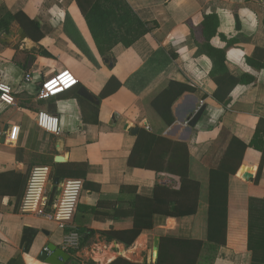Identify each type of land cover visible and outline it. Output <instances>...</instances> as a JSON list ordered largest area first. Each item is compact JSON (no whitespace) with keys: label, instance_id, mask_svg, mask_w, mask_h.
Returning a JSON list of instances; mask_svg holds the SVG:
<instances>
[{"label":"crops","instance_id":"obj_1","mask_svg":"<svg viewBox=\"0 0 264 264\" xmlns=\"http://www.w3.org/2000/svg\"><path fill=\"white\" fill-rule=\"evenodd\" d=\"M126 2L139 19L156 22L157 26L131 45L117 43L102 54L75 0H0V83L11 86L14 98L12 105L0 101V123L6 129L0 141V172L12 170L26 174L28 179L34 166H47L76 174L70 178L82 180L81 169L74 164L86 163L83 180L94 185L82 188L78 203L86 205L114 196L122 185L135 186L138 195L147 197L153 196L157 184L178 187L175 175L127 164L137 135L127 129L137 126L138 130L186 143L188 177L199 181L197 210L183 216L154 214L153 227L143 230L131 245L100 236L102 231L132 227L130 216L93 215L84 228L94 234L71 254L64 249L68 230H61L43 215L19 211L26 179L19 200L0 195V264L18 256L23 264H47L36 259L47 243L66 250L77 264L88 260L108 264L117 257L138 263L146 258L155 263L156 236L202 240L197 264L209 246L215 249L211 264H264V163L254 183L261 157L257 149L247 147L241 161L253 174V181L238 172L227 180L225 244L207 240L209 171L219 165L231 137L249 143L258 121L264 120V69H256L247 61L264 59V0ZM19 12L39 24L42 37L38 41L10 18ZM210 13L216 14L218 27L212 37L206 38L203 20ZM19 29L25 33L24 38ZM209 47L224 52L223 65L231 75H252L254 83H238L225 100H216V84L210 76L215 65ZM64 70L75 76L77 85L55 97L38 99L39 84ZM111 77L121 86L99 98ZM170 81L187 84L194 91L175 100L171 107L174 122L167 126L151 100ZM80 87L99 103L78 95ZM202 104L205 109L197 123L187 126L186 120ZM41 112L56 117V132L37 125ZM57 156L63 161L56 162ZM26 228L37 230L28 253L21 248ZM76 229L73 222L71 231Z\"/></svg>","mask_w":264,"mask_h":264},{"label":"trees","instance_id":"obj_2","mask_svg":"<svg viewBox=\"0 0 264 264\" xmlns=\"http://www.w3.org/2000/svg\"><path fill=\"white\" fill-rule=\"evenodd\" d=\"M89 30L102 54L110 48L121 43L129 46L141 36L157 26L156 22L142 21L137 17L126 0H75ZM24 28L27 36L38 41L42 37L39 24L19 12L11 15ZM203 34L206 38L212 37L218 27L216 14L210 13L204 16ZM208 54L214 60V67L210 72L211 78L216 84L213 97L223 101L228 96L232 87L238 83L253 84L252 75L243 73L240 77L231 75L224 67L225 54L221 50L209 47ZM256 69H264V59L260 61L247 59ZM121 86V83L111 77L102 89L99 98L113 94ZM194 89L177 81H170L168 86L161 90L152 100L151 106L169 126L174 122L172 104L185 92ZM247 147H252L261 152L254 183H257L264 163V120H259L255 132L249 143H245L233 136L230 138L225 152L215 169L209 171V208H208V233L207 240L216 245H224L226 237V203L227 180L230 175L237 172L241 165L243 153ZM127 164L132 167L166 172L175 175L179 179L178 187L157 184L152 197L141 196L132 185H122L119 192L111 197H101L95 205L77 204L73 222L77 227L80 242L75 249L68 251L73 254L85 245V241L93 231L84 228L93 215L130 216L132 227L123 230H108L100 232V236L106 241L119 240L125 245H131L137 236L143 231L153 227L154 214L169 216H183L193 214L197 210L199 196V181L188 177L189 154L184 142H176L162 135H156L146 129L140 128L136 140L131 148ZM62 165V164H54ZM81 169L80 177L84 179L86 163L74 164ZM71 171V170H69ZM76 176L70 172H61L58 169L51 170L50 178L63 180ZM27 175L16 171L0 172V195L12 196L20 199ZM82 179V180H83ZM85 180V179H84ZM83 180V188L94 186ZM103 214H99V212ZM81 228V229H80ZM203 241L199 239H186L172 236H162L159 243L158 258L155 263L132 262L122 257L113 259L108 264H197ZM73 264H77L71 257ZM7 264H23L21 258L15 257ZM87 264H95L88 260Z\"/></svg>","mask_w":264,"mask_h":264},{"label":"built area","instance_id":"obj_3","mask_svg":"<svg viewBox=\"0 0 264 264\" xmlns=\"http://www.w3.org/2000/svg\"><path fill=\"white\" fill-rule=\"evenodd\" d=\"M26 79L29 80L30 75L27 74ZM76 85L77 79L69 70L59 71L39 84L36 97L41 100L55 97ZM58 91L60 92L57 93ZM0 101L6 105L14 103L11 86L2 82L0 83ZM36 123L47 132L57 131V119L49 113H39ZM5 134L6 129L0 123V141L4 139ZM50 174L51 169L47 166H34L31 169L20 200L19 211L26 214L43 215L54 220L61 230H68L64 239V249H75L78 246L79 236L71 229L83 181L78 178L64 179L57 186V193L47 210Z\"/></svg>","mask_w":264,"mask_h":264},{"label":"water","instance_id":"obj_4","mask_svg":"<svg viewBox=\"0 0 264 264\" xmlns=\"http://www.w3.org/2000/svg\"><path fill=\"white\" fill-rule=\"evenodd\" d=\"M19 30H20L19 34H20L21 38H24L25 33H23L22 29H19ZM104 61L106 63H109V65L111 66V62L107 58H105ZM77 93H78V95H80L81 97L91 101L92 103H95V104L99 103V100L95 96H93L91 93H89L84 87H80L78 89ZM204 109H205L204 104H202L200 107H198V109L195 111V113L186 120L187 126L193 127L197 123L199 118L201 117ZM127 130L132 135H136L138 132V127L137 126L128 127ZM54 160L56 162H62L63 157L57 156V157H55ZM248 170L249 169L246 168L245 165L241 164L239 169L237 170V172L244 179H246L248 181H253V174L251 172H249ZM58 184H59V178H57V177L53 178L52 183H51V188H50V191L48 194V199H47V210L53 202ZM36 233H37V230L32 229V228H26L23 231L22 238H21V248H22V251L24 253L29 252V249L33 243V239H34V236L36 235ZM159 243H160V237L156 236L154 238V243H153L154 262H156L157 258H158ZM70 258H71L70 254L66 250H64L60 247H57L53 243H47L45 245V247L42 248L36 256V259L38 261L43 262V263H47V264H73L72 260ZM146 261H147V259L143 258V262H146Z\"/></svg>","mask_w":264,"mask_h":264},{"label":"rangeland","instance_id":"obj_5","mask_svg":"<svg viewBox=\"0 0 264 264\" xmlns=\"http://www.w3.org/2000/svg\"><path fill=\"white\" fill-rule=\"evenodd\" d=\"M52 179L50 180V187H51ZM79 236V235H78ZM80 242V238H78V243ZM215 249L212 246H209L208 248L205 247L202 257L200 258L199 264H211L213 257H214Z\"/></svg>","mask_w":264,"mask_h":264},{"label":"bare ground","instance_id":"obj_6","mask_svg":"<svg viewBox=\"0 0 264 264\" xmlns=\"http://www.w3.org/2000/svg\"><path fill=\"white\" fill-rule=\"evenodd\" d=\"M60 91H58L57 93H59ZM30 259V258H29ZM38 262V261H37ZM28 263V262H27ZM29 264H35V262H29ZM42 264V263H41Z\"/></svg>","mask_w":264,"mask_h":264}]
</instances>
